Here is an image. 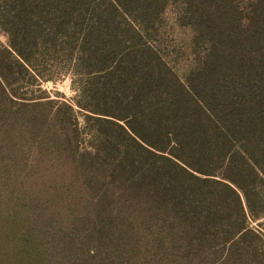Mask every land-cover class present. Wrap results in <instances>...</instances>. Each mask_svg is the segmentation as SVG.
<instances>
[{"label":"trees","instance_id":"1","mask_svg":"<svg viewBox=\"0 0 264 264\" xmlns=\"http://www.w3.org/2000/svg\"><path fill=\"white\" fill-rule=\"evenodd\" d=\"M0 37V264H264V0H0Z\"/></svg>","mask_w":264,"mask_h":264},{"label":"rangeland","instance_id":"2","mask_svg":"<svg viewBox=\"0 0 264 264\" xmlns=\"http://www.w3.org/2000/svg\"><path fill=\"white\" fill-rule=\"evenodd\" d=\"M99 2V1H98ZM2 42H5L3 37H0ZM49 62L43 63V65L47 68ZM56 77L55 82H44L41 84V90L46 92V96H49L53 100H59L62 102H67L70 104H74V98L77 95V92L72 87V79L73 75L68 73L64 75L54 74ZM37 95L40 92H36ZM75 111H78L76 114L77 126L82 131L84 129L93 128L92 121H86L83 112H79V109L76 107ZM87 131H83V136H87ZM59 255V254H58Z\"/></svg>","mask_w":264,"mask_h":264}]
</instances>
